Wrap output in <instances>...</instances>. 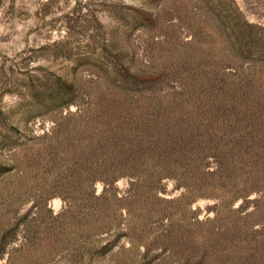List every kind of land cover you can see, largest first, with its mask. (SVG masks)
Segmentation results:
<instances>
[{
	"label": "rangeland",
	"instance_id": "obj_1",
	"mask_svg": "<svg viewBox=\"0 0 264 264\" xmlns=\"http://www.w3.org/2000/svg\"><path fill=\"white\" fill-rule=\"evenodd\" d=\"M0 264H264V0H0Z\"/></svg>",
	"mask_w": 264,
	"mask_h": 264
}]
</instances>
